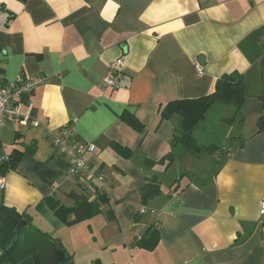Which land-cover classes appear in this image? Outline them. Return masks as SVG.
Listing matches in <instances>:
<instances>
[{
    "label": "crops",
    "instance_id": "obj_1",
    "mask_svg": "<svg viewBox=\"0 0 264 264\" xmlns=\"http://www.w3.org/2000/svg\"><path fill=\"white\" fill-rule=\"evenodd\" d=\"M263 26L264 0H0L3 80L48 78L23 106L29 119L11 118L0 129V154L34 146L6 173L0 202L59 240L72 256L64 264H264L261 65L238 48ZM115 60L123 62L119 89L104 81ZM233 71L245 77L244 108L253 113L249 123L242 113L231 124L223 138L234 140L230 149L206 150L217 145L212 129L234 115L223 105L194 131L200 153L174 147L180 119H163L160 108L213 93ZM67 124L99 149L87 158L106 178L108 203L98 199L102 186L72 172L53 145ZM152 179L161 192L144 203L141 189ZM71 192L95 205L88 220L68 226L45 198L71 207ZM150 228L159 237L153 250L138 245Z\"/></svg>",
    "mask_w": 264,
    "mask_h": 264
},
{
    "label": "trees",
    "instance_id": "obj_2",
    "mask_svg": "<svg viewBox=\"0 0 264 264\" xmlns=\"http://www.w3.org/2000/svg\"><path fill=\"white\" fill-rule=\"evenodd\" d=\"M26 2L28 0H19ZM241 53L250 63L259 62L261 65V80L262 91L257 97L264 108V26L252 32L238 46ZM248 96L245 91V77L239 71H233L223 74L216 81L215 90L213 93L198 99H184L172 101L160 108V114L163 119H170L177 116L180 119V132H176L173 137L172 145L178 146L182 144L185 152L200 153L201 146L194 137V131L197 126L203 122L208 114L217 105L229 106L234 108V115L224 119L226 124H233L237 118L242 116V109L247 102ZM141 129V125H138ZM259 131L264 130V114L258 121ZM113 147L120 154H125L126 150L117 144ZM34 149V146L25 150L14 148L7 156L6 160L0 163V175H6L7 172L15 170L20 159ZM206 150L215 153L223 152V149L216 144H211L206 147ZM2 155V154H0ZM168 166L172 164L175 157L172 153H168L165 157ZM101 187V184H100ZM102 188V187H101ZM100 192L99 200L101 203H108L109 193L105 189ZM161 192V184L157 179L150 180L142 189L141 195L144 203L153 199ZM67 198L74 202L73 206L69 207L63 203L62 199L57 195L48 196L45 202L48 207L68 226L76 225L88 220L93 215L95 201H92L88 196L71 192L67 194ZM72 215L70 218L69 215ZM28 220V214L20 212L17 208L7 206L0 202V264L11 263L9 258L4 253V248L8 246L14 237L16 226L23 220ZM159 241L157 230L150 228L140 239L138 245L144 249L153 250ZM67 254V253H66ZM71 255L67 254L66 259L60 264H64L71 259ZM23 264H33L28 261ZM100 264V263H96Z\"/></svg>",
    "mask_w": 264,
    "mask_h": 264
},
{
    "label": "built area",
    "instance_id": "obj_3",
    "mask_svg": "<svg viewBox=\"0 0 264 264\" xmlns=\"http://www.w3.org/2000/svg\"><path fill=\"white\" fill-rule=\"evenodd\" d=\"M107 76L104 78L105 84L111 89H119L120 81L123 75L122 60H115L109 64ZM198 74L202 73L200 64H197ZM48 78L40 75L35 77H27L21 73L10 82H5L1 74L0 65V129L5 126L11 118H26L29 119V111L23 113V106L27 103L28 97L33 91L45 84ZM29 106V110L31 109ZM41 123L37 120L33 121L34 126H39ZM52 143L57 151L71 159L72 172L86 177L88 180H95L101 184L106 191H111L107 187V182L104 174L95 168L89 162L87 156L89 154H97L99 149L95 144L82 143L78 140V131L74 124L62 126L57 134L52 135ZM6 155H0V163L6 160ZM6 186V178L0 175V189ZM261 214L264 215V197L261 201Z\"/></svg>",
    "mask_w": 264,
    "mask_h": 264
},
{
    "label": "water",
    "instance_id": "obj_4",
    "mask_svg": "<svg viewBox=\"0 0 264 264\" xmlns=\"http://www.w3.org/2000/svg\"><path fill=\"white\" fill-rule=\"evenodd\" d=\"M4 253L12 264H60L66 259L61 242L43 233L27 219H23L15 228L14 237Z\"/></svg>",
    "mask_w": 264,
    "mask_h": 264
},
{
    "label": "rangeland",
    "instance_id": "obj_5",
    "mask_svg": "<svg viewBox=\"0 0 264 264\" xmlns=\"http://www.w3.org/2000/svg\"><path fill=\"white\" fill-rule=\"evenodd\" d=\"M252 110H253V107L251 106V105H249L247 108H243L242 109V113H243V117H246V120L248 121L249 119H250V116H251V114L250 113H253L252 112ZM242 117V118H243ZM245 120V119H244ZM245 120V121H246ZM248 123H249V121H248ZM231 128H233V126L232 125H217V127L216 128H214V129H212V131H213V133H215L214 135H216V142H217V145L219 146V147H221L222 149H223V151H225V150H228V149H230L229 147L232 145V142L234 141L233 139H227L226 141H225V143H223V138H224V135L225 134H228V131H230L231 130ZM181 131V129H179V132ZM181 133V132H180ZM212 133V134H213ZM215 137V136H214ZM221 143V144H220ZM223 143V144H222ZM178 148H179V150L180 149H184L185 150V148H184V146L182 145V144H179L178 145Z\"/></svg>",
    "mask_w": 264,
    "mask_h": 264
}]
</instances>
